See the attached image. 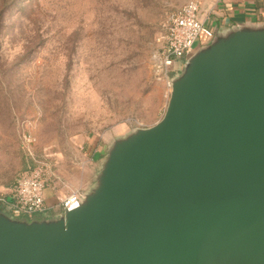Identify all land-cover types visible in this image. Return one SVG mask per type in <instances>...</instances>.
<instances>
[{
	"label": "water",
	"instance_id": "1",
	"mask_svg": "<svg viewBox=\"0 0 264 264\" xmlns=\"http://www.w3.org/2000/svg\"><path fill=\"white\" fill-rule=\"evenodd\" d=\"M170 88L77 208L0 210V264H264V24L216 32Z\"/></svg>",
	"mask_w": 264,
	"mask_h": 264
},
{
	"label": "rangeland",
	"instance_id": "2",
	"mask_svg": "<svg viewBox=\"0 0 264 264\" xmlns=\"http://www.w3.org/2000/svg\"><path fill=\"white\" fill-rule=\"evenodd\" d=\"M187 1L0 0V182L36 158L54 168L55 190H92L101 162L89 143L105 152L164 117L171 88L152 54Z\"/></svg>",
	"mask_w": 264,
	"mask_h": 264
},
{
	"label": "built area",
	"instance_id": "3",
	"mask_svg": "<svg viewBox=\"0 0 264 264\" xmlns=\"http://www.w3.org/2000/svg\"><path fill=\"white\" fill-rule=\"evenodd\" d=\"M202 3L203 0H188L167 15L157 40L158 47L152 54V68L157 80L166 81L168 87L172 74L182 69L185 60L194 54L195 46L211 41L215 35L214 28L200 18ZM55 177L54 168L47 160L34 158V164L20 175L12 188L13 216L44 214L47 211L45 190ZM81 196L78 191L68 194L60 202L62 211L77 208Z\"/></svg>",
	"mask_w": 264,
	"mask_h": 264
},
{
	"label": "crops",
	"instance_id": "4",
	"mask_svg": "<svg viewBox=\"0 0 264 264\" xmlns=\"http://www.w3.org/2000/svg\"><path fill=\"white\" fill-rule=\"evenodd\" d=\"M201 7V20L208 26L214 28L215 33L218 31H226L242 24H264V0H203ZM95 142V140H92L87 150L93 161L100 160L102 162L108 147L104 152L103 146L97 145ZM28 168L22 169L17 175L13 176V179L11 176L10 180L0 182V210L12 216L10 205L13 198L12 188L20 175ZM56 181L51 182L45 190L47 211L44 214H34L20 218H51L63 212L60 202L67 195L60 190H55L58 184Z\"/></svg>",
	"mask_w": 264,
	"mask_h": 264
}]
</instances>
